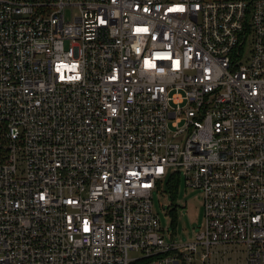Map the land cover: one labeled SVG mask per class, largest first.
I'll return each instance as SVG.
<instances>
[{
    "label": "built area",
    "instance_id": "1",
    "mask_svg": "<svg viewBox=\"0 0 264 264\" xmlns=\"http://www.w3.org/2000/svg\"><path fill=\"white\" fill-rule=\"evenodd\" d=\"M200 189L194 239L153 193ZM264 264V0H0V264Z\"/></svg>",
    "mask_w": 264,
    "mask_h": 264
},
{
    "label": "rangeland",
    "instance_id": "2",
    "mask_svg": "<svg viewBox=\"0 0 264 264\" xmlns=\"http://www.w3.org/2000/svg\"><path fill=\"white\" fill-rule=\"evenodd\" d=\"M172 171L164 179L162 188L153 193V210L159 215L166 235L169 237L173 233L177 242L184 243L194 239L195 233L205 224L202 195L200 189L187 187L184 175L174 191L173 182H169Z\"/></svg>",
    "mask_w": 264,
    "mask_h": 264
},
{
    "label": "trees",
    "instance_id": "3",
    "mask_svg": "<svg viewBox=\"0 0 264 264\" xmlns=\"http://www.w3.org/2000/svg\"><path fill=\"white\" fill-rule=\"evenodd\" d=\"M175 175L176 177H174ZM175 175H173L169 181V182H173L172 186L174 187V191L177 190L178 184L180 183V176L178 174H175Z\"/></svg>",
    "mask_w": 264,
    "mask_h": 264
}]
</instances>
